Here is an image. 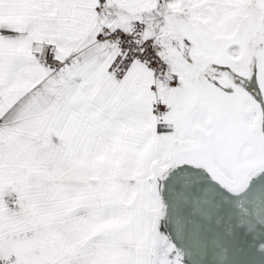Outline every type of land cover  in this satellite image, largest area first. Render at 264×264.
Segmentation results:
<instances>
[{"label":"snow or ice","instance_id":"6c2138e0","mask_svg":"<svg viewBox=\"0 0 264 264\" xmlns=\"http://www.w3.org/2000/svg\"><path fill=\"white\" fill-rule=\"evenodd\" d=\"M0 264H264V0H0Z\"/></svg>","mask_w":264,"mask_h":264}]
</instances>
